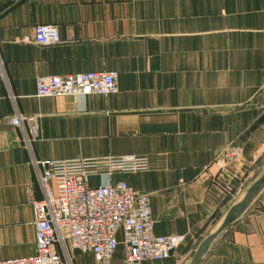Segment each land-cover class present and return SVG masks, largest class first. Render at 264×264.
I'll list each match as a JSON object with an SVG mask.
<instances>
[{"label":"crops","instance_id":"crops-1","mask_svg":"<svg viewBox=\"0 0 264 264\" xmlns=\"http://www.w3.org/2000/svg\"><path fill=\"white\" fill-rule=\"evenodd\" d=\"M37 24L61 41L37 44ZM0 55V260L36 252L32 158L140 154L149 170L113 179L148 194L156 235L184 237L143 264H189L243 203L196 264H264V0H0ZM91 71L116 73L118 89L37 95L41 76Z\"/></svg>","mask_w":264,"mask_h":264},{"label":"built area","instance_id":"built-area-1","mask_svg":"<svg viewBox=\"0 0 264 264\" xmlns=\"http://www.w3.org/2000/svg\"><path fill=\"white\" fill-rule=\"evenodd\" d=\"M37 44L61 41L55 24L34 27ZM5 78L0 55V79ZM38 96H88L115 92L117 74L91 71L65 76H41ZM35 117L17 114L11 123L36 135ZM26 143L29 139L26 136ZM227 159L240 156V149L221 154ZM41 196L28 188L33 210L36 252L33 255L0 260V264H77L74 253L91 254L94 264H113L122 246L123 264H143L163 260L183 241V236H160L154 232L149 196L137 191L117 173L150 169L146 155L126 154L103 158L51 160L32 158Z\"/></svg>","mask_w":264,"mask_h":264},{"label":"water","instance_id":"water-1","mask_svg":"<svg viewBox=\"0 0 264 264\" xmlns=\"http://www.w3.org/2000/svg\"><path fill=\"white\" fill-rule=\"evenodd\" d=\"M245 205V203L234 207L230 213L229 216L224 220L223 224L221 225V227L214 233H212L211 235H209L208 237H206L201 244L199 245L198 249L196 250L191 262L189 264H196L197 261L208 251L212 241L214 240V238L220 234L229 224L230 222V218L232 216H234L235 218L238 217L239 212L237 210L238 207H240V209H242V207ZM237 212V213H236Z\"/></svg>","mask_w":264,"mask_h":264},{"label":"rangeland","instance_id":"rangeland-1","mask_svg":"<svg viewBox=\"0 0 264 264\" xmlns=\"http://www.w3.org/2000/svg\"><path fill=\"white\" fill-rule=\"evenodd\" d=\"M80 253L79 251H76L74 254Z\"/></svg>","mask_w":264,"mask_h":264}]
</instances>
